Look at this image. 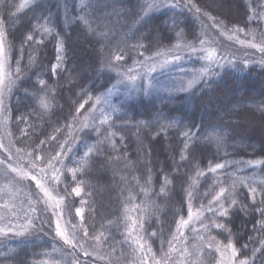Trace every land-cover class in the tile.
<instances>
[{
  "label": "trees",
  "instance_id": "trees-1",
  "mask_svg": "<svg viewBox=\"0 0 264 264\" xmlns=\"http://www.w3.org/2000/svg\"><path fill=\"white\" fill-rule=\"evenodd\" d=\"M79 1L0 0L7 59L1 94L10 151L15 153L18 148L36 155L57 147V137L75 127L76 117L91 98L113 84L112 76L100 69L110 46L125 60L133 54L169 49L178 39L198 46L199 36L206 34L201 32L205 23L217 45L227 47L219 50L209 75L201 76L202 70L193 72L199 83L189 87L184 80L187 91L157 89L125 99L108 111L106 122L78 132L77 141L69 144L71 151L65 160L77 169V178L73 182L68 175L67 187H81V196L69 202L70 211L81 208L77 225L87 229L89 244L100 245L101 264H134L137 260L136 237L126 231L128 210L135 208L137 238L143 237L141 242L157 259L170 249L178 222L188 218L190 204L192 211L204 212L197 223L203 226L200 239L225 245L231 238L240 249L238 259H251L264 234L253 231L261 219L254 208L242 210V206L252 204L244 184L258 192L264 188V53L224 39L210 26L208 15L215 23L257 29L259 23L251 14L260 9V0H191L188 8L182 4V9L160 10L148 8L145 0ZM195 8L201 11L196 13ZM28 35L33 40L25 44ZM58 45L60 61L56 59ZM197 56L203 60L202 55ZM53 64L57 65L55 75ZM80 104L84 107L77 112ZM20 116L27 117V122L19 121ZM22 129L27 135L21 134ZM52 136H56L54 141L49 139ZM41 140L46 143L40 145ZM0 157L9 159L2 149ZM217 163L224 167L210 171ZM200 172L206 175H198ZM0 173H10L8 166H0ZM166 180L170 183L161 194ZM20 182L37 190L32 179L20 178ZM221 187L232 194L229 199L238 200L228 220L206 210ZM260 199L264 197L258 196ZM49 216L42 215L30 234L19 239L10 235L0 243V264L43 263L54 247L70 253L55 237L53 222L51 226L47 223ZM141 219L143 229L138 226ZM213 219L224 223L228 231L206 229L204 225ZM153 232L157 233L154 237ZM193 241L194 237L188 238L189 244ZM72 255L73 264H98L84 252L80 260ZM215 256L210 247H202L192 264H215ZM262 259L257 253L254 264H261Z\"/></svg>",
  "mask_w": 264,
  "mask_h": 264
},
{
  "label": "rangeland",
  "instance_id": "rangeland-1",
  "mask_svg": "<svg viewBox=\"0 0 264 264\" xmlns=\"http://www.w3.org/2000/svg\"><path fill=\"white\" fill-rule=\"evenodd\" d=\"M24 2H28V0H24ZM145 2L147 4V7L149 5H154L153 7H151V9L157 8L155 10H160L161 8L169 7V4L176 3L177 0H145ZM185 2L186 0H179V6L175 8L182 9V4L184 5ZM183 8L185 7L183 6ZM256 14H259L260 19H257ZM251 15L255 17V22L259 23V28L243 29L240 26L230 25L227 23H224L222 25L218 22L215 23L214 19L212 17H209V15L208 20H210V26H212V28H215L219 32L220 36L224 37V39L232 41L240 47L250 48V44L253 42H264V0H260V9L253 11ZM237 29H243L244 31H236ZM204 30L206 31V34L210 36L209 38L203 32ZM201 32L203 33H201L199 37H201V40L204 41L203 45H201L200 43L198 46L192 44H184L182 43L181 39H178V41L171 48L158 52L163 53V55L160 56H157V53L151 55L133 54L131 55V59L115 61L114 57L116 55V49L110 50V48L113 49V47L110 46L108 48L109 50L107 49L108 53H104L103 55L100 69L101 71L107 72L112 76L113 84L102 95L91 98L89 104L85 107L83 112L81 111L82 113L80 112V114L76 117L77 121L74 124L75 127H71L65 132L61 133L60 137H57L55 142L57 147L51 149V151L49 152H42L37 153L36 155H32V152L24 153L20 150L19 152L16 151V154L12 153L6 144L8 140V133L5 130L7 118L3 113L2 107H0V144H3L4 147L2 148V150H4L8 156L11 154V159L8 160H2L0 157V161H4V163L0 164V166H9L10 164L12 167L23 170L24 172H29V175L35 174L39 172L41 168H43L48 173V179L51 180L53 171L51 169V166L48 165V159L55 156V153L61 150L59 145L66 144L70 147L69 144H71L73 140L74 142L77 141L78 137L76 138V136L78 132L88 130L94 125L98 126L99 123L102 124V121H105L107 119L108 111L113 106L115 107L117 103H121V101L125 99H131L139 95L150 94L152 92H155L157 89L179 90L184 80L185 82L191 83L196 79L194 78L195 75L193 74V72H200L204 68L210 69L218 59L219 50L222 49L223 51H225L227 47L217 45V39L213 37V32L207 24L203 23L201 25ZM211 37L213 38V40L210 39ZM205 44H208L209 47H206ZM178 45L179 47H177ZM188 46H195L197 49L203 47L209 51L214 50L216 53L215 62H209L206 59L197 60V55H202L203 58L205 56V53L197 51L195 54H193ZM174 55L179 56L180 59L172 61V56ZM149 57H152L153 59H147ZM195 59L198 61L199 65L194 69V66L192 64ZM165 60H169L172 62L165 63ZM190 61L191 64L189 63ZM6 62L7 59L5 48L4 65L2 71H0V78L3 79V84L0 85V94L1 89L3 88V85L5 83ZM112 63L115 64L114 67L111 66ZM189 65H191L192 67H189ZM129 69H131V71H129ZM133 77L135 78L133 79ZM85 124H87L88 127H84ZM56 145L53 144V146ZM37 155L44 157V160H36L35 157ZM65 157L66 156L61 157V159L63 160L62 165H56L57 168L62 169L63 174H56L60 175L62 181L58 189L59 194L67 195V203L69 204L71 199L76 196L71 193V189H69L68 187L66 189V192L64 191L65 185L68 184V175H71L70 173L66 172L67 168L71 165L66 163ZM33 164H35V168L32 167ZM21 179L24 181V178ZM34 185H36L35 182ZM40 195L42 194L39 193V189L33 190L27 182H20V177L17 175V173H0V228L5 229L4 233H0V243H3L5 240H9L10 235L14 236L15 238L18 237L19 239V236L14 235V232L21 230L22 227L27 224L29 219H35L37 216L42 217V215L46 216L48 214H51V210H48L47 212L43 211L47 207L43 202L37 204V199ZM32 208H38L40 211H32ZM196 212L197 211H193L194 215ZM135 216V208H131L127 211L125 221L127 226L126 231H131L133 220L137 221ZM201 217L199 220L193 219L187 227H183L181 229L183 235H180L176 231V238L170 249L166 253L167 255H158L156 259V257L152 253L149 254L147 251L140 252L137 248V260L132 262H134V264H143V258L147 256L149 258V264H154V261L152 260V257L154 256L155 260H163L166 261L167 264H192V262L195 261L198 255L201 253V248L209 247V245H211L210 248L216 254L215 264H217V262L221 259V256L215 251V249L217 247V244H219L221 246V250L223 251L224 245L221 243H213L210 241L205 242L204 239H200V236L202 234L200 233V230L203 226H198L197 223L201 222ZM80 218L81 216L76 215V209L72 210V212L68 209H65L63 213V220L61 221L62 224H65V222H67V231L70 234L74 235L73 243L76 245V247L73 249L70 245L64 244V241L60 237L56 236L55 218L53 217L52 227L55 237L57 239L59 238L61 242L70 249V253L65 252L61 248L54 247L49 257H47L43 263L38 264H73L74 260L71 257L73 256L72 254H74V256H76L77 259L80 260L79 255L81 252L91 253V255H89L90 259H92L93 262L101 264V260H104V256L100 251L101 247L97 243L89 244L87 242L88 238L85 236L84 231L81 230L77 225V222H79ZM73 226H75V228ZM10 228L13 230L12 232L7 231ZM133 235L137 238V229L135 230ZM191 237H194L196 241H193L194 243L189 244L188 238ZM145 248L147 249L148 247L145 246ZM228 257H230V252H226L224 254V258ZM65 258H68L69 262H66ZM134 259L135 258L133 257L132 260Z\"/></svg>",
  "mask_w": 264,
  "mask_h": 264
},
{
  "label": "snow or ice",
  "instance_id": "snow-or-ice-1",
  "mask_svg": "<svg viewBox=\"0 0 264 264\" xmlns=\"http://www.w3.org/2000/svg\"><path fill=\"white\" fill-rule=\"evenodd\" d=\"M191 5V0H186L185 4L183 5L185 8H188ZM154 5H149L148 7L151 8ZM169 7H177L179 6V0H177L176 3H172L168 5ZM192 7H195L194 5H192ZM251 10V9H250ZM196 13H199L201 10L199 8H195ZM145 15H148V13H145ZM257 19H260L259 14H257ZM45 31H48V29H45ZM236 31H244L243 29H237ZM179 35V34H178ZM33 40V36L32 35H28L26 37V40L24 41V43L26 44L28 41H32ZM39 43V42H38ZM200 44L203 45L204 41L201 40ZM251 47L256 48L257 50H259L261 53H264V42L261 43H251L250 44ZM139 47H143V45H140ZM179 47V45L177 46ZM190 48V51L195 54L197 51H201L205 53V56L203 57V59H206L209 62H215V56L216 53L214 50L209 51L206 48L201 47L200 49H197L195 46H188ZM61 51V47L58 45L57 46V61H60L62 59V57L59 55ZM140 55H143V53L141 52ZM157 56L163 55V53H157ZM4 58H5V42H4V33L3 31H0V71H2L3 69V65H4ZM124 59V55H122L121 53H117L114 57L115 61H120ZM147 59H153L152 57H149ZM180 57L179 56H172V61L175 60H179ZM169 60H165V63H169L172 62ZM17 64H19V61H17ZM111 66H115L114 63L111 64ZM222 66V65H220ZM56 69H57V65L53 64L52 65V72L53 75L56 74ZM19 70V69H18ZM129 71H131V69H129ZM201 76H206L209 75V69L208 68H204L202 70V72L200 73ZM135 77H133L134 79ZM11 83V81L9 82ZM40 83L43 85L44 81L41 80ZM192 83H199L198 80H194L190 83L189 87L192 86ZM3 84V79L0 78V85ZM180 91H187L186 88L183 87V85H181V88L179 89ZM3 106V99H2V94H0V107ZM84 107V104H80L79 108H77V112L80 111L81 108ZM19 121L22 122H27V117L24 116H20L17 118ZM106 122V121H102ZM69 127H71V125H69ZM84 127H88L87 124L84 125ZM57 132H59V129L56 130ZM21 134L22 135H27V132H25L23 129L21 130ZM188 138V134L185 133V139L187 140ZM50 140H55L56 137L52 136L49 138ZM46 143V141L41 140L40 141V145H44ZM4 146L3 144H0V149H2ZM60 151H57L55 153V156L50 157L48 159V165L51 166V169L53 171V175L51 180L48 179V173L45 171V169L41 168L39 170V172L29 175V172H24L23 170L17 169L15 167H12L10 164L8 166V170L10 172L13 173H17V175L20 178H30L32 179L35 184L37 189H39V193L42 194L38 197L37 199V204H40L41 202H43L47 207L43 210L45 212H47L48 210H51V216H49L47 223L49 224V226H51L52 223V218H55V234L56 236L60 237L63 241L64 244L66 245H70L73 249L76 247V245L73 243V239H74V235L70 234L67 229H66V223L62 224L61 221L63 220V213L65 211V209H68L70 211L71 205H69L67 203L68 201V196L67 195H60L59 194V185L61 184V178L60 175L63 174L62 169L57 168L56 165H62L63 164V160L61 159V157L66 156L67 152L71 151V148L68 147L66 144H60ZM188 144H185V148L187 149ZM65 149H67V151H65ZM39 150V146L37 148V151ZM20 149H17V152H19ZM91 148L89 149L88 152L84 153V156L87 157L90 155L91 153ZM9 159H11V154L9 155ZM36 160L38 161H43L44 157L37 155L35 157ZM4 161H0V164H3ZM33 168H35V164H33L32 166ZM67 167V166H65ZM224 167V165L222 163H217L215 165L214 168H211L210 171L212 172H216L219 169H222ZM67 171L72 175V180L73 182L76 181V172L77 169L75 167H68ZM56 173H60V175H57ZM198 175L203 176L206 175V173L200 172L198 173ZM167 183H170L169 181L166 180V184L162 186L161 188V194H165L166 189H167ZM241 184H243L244 182L241 181ZM55 185V186H53ZM235 186H236V182H233V190H235ZM245 187L248 188V196L252 201L251 205H243L242 206V210H247V209H252L254 208V211L261 217V219L257 220L256 224L253 225V231H258L262 234H264V206H256V205H264V199H260L257 200L258 196L264 197V188H261V190L258 192L257 188L252 187L250 185L244 184ZM67 189V185H65V189L64 191L66 192ZM71 193L74 194L76 197H80L81 196V187L79 185H77L76 187H73L71 189ZM206 195V194H205ZM232 194L228 193V191L221 187L219 192L213 197L212 200L209 201L208 206H207V211L209 213H212L214 217H220L223 218L224 220H228V218L232 215V209L238 204V200L237 199H229L230 196ZM188 196L190 199H195V196L193 193H188ZM81 204H84V201H81ZM32 211H40L38 208H32ZM127 211V210H126ZM203 211H197L194 215L193 211H192V207L191 204L189 205V211H188V219L186 220H181L180 222H178L177 224V233H179L180 235H183L181 229L183 227H187L191 221L193 219L199 220L201 216H203ZM76 215L77 216H81L82 215V210L81 208H76ZM40 217L37 216L35 219H29L27 224H25L21 230L15 231L14 235L16 236H25L26 234H30V230L35 228L36 220H39ZM42 226H43V222H42ZM140 229L144 228V221L143 219H141L139 221L138 224ZM75 228V226H73ZM204 227L207 228H215L221 231H228V229H226L225 224L218 222L217 220L213 219L210 221V223L208 225H204ZM137 228V221L133 220L132 226H131V231L129 232V235H133V233L135 232ZM7 231L12 232L13 230L10 228ZM5 229L0 228V233H4ZM84 234L85 236L88 235V231L85 228L84 229ZM157 233L153 232L151 233V236H156ZM95 239H99V237H95ZM213 240H215V237L212 238ZM250 240L252 239L251 237L249 238ZM143 240V237H139V238H134V243L137 245V248L140 252H145L147 251L149 254H151V248H145V243H142L141 241ZM209 247H211V245H209ZM243 248H247L248 245L245 244L242 246ZM136 249H134L135 251ZM215 251L217 253L220 254L221 259L217 262V264H254V260L256 258V254L257 253H261L262 256H264V240L261 241V246L260 248H255L252 251V258H244V259H238L239 257V253H240V249H238L235 244L233 243V241L231 240V238L228 239V243L226 245L223 246V251L221 250V246L219 244H217V247L215 249ZM226 252H230V257L228 258H224V254ZM85 256L91 255V253L88 252H84ZM167 255V254H165ZM152 260L154 261V264H167L166 261L163 260H155V257H152ZM76 264H79V262L77 261ZM143 264H149V258L147 256H145L143 258ZM261 264H264V259L261 260Z\"/></svg>",
  "mask_w": 264,
  "mask_h": 264
}]
</instances>
